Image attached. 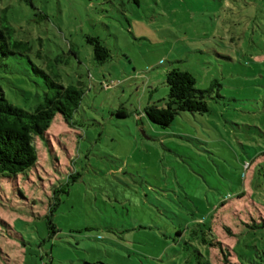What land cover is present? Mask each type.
Instances as JSON below:
<instances>
[{
	"label": "rangeland",
	"instance_id": "374dc122",
	"mask_svg": "<svg viewBox=\"0 0 264 264\" xmlns=\"http://www.w3.org/2000/svg\"><path fill=\"white\" fill-rule=\"evenodd\" d=\"M0 17L24 43L11 103L42 100L33 63L84 91L38 165L0 181V264H264V0H0ZM175 67L226 98L162 128L145 107Z\"/></svg>",
	"mask_w": 264,
	"mask_h": 264
},
{
	"label": "trees",
	"instance_id": "16d2710c",
	"mask_svg": "<svg viewBox=\"0 0 264 264\" xmlns=\"http://www.w3.org/2000/svg\"><path fill=\"white\" fill-rule=\"evenodd\" d=\"M88 41L93 44L94 57L97 61L104 62L111 56L110 49L99 37L89 36ZM23 46V42L12 40L11 26L5 18L0 17V181L12 180L18 178L20 174H28L29 170L38 165L37 139L40 138V142L51 143L49 130L56 116L59 114L65 119L72 118L84 94L81 87L64 84L57 79V73L46 71L33 63L35 71L44 77L45 91L42 100L30 110L11 103L5 95L1 80L7 78L3 73L14 71L15 65L23 63L17 56V50ZM28 61L31 59L29 58ZM166 83L169 92L164 99V104L149 103L145 107L147 117L162 128L172 125L176 117L182 113L209 112L208 98H215L217 102L226 98L220 93L213 96L211 94L213 86L206 89L198 88L193 73L179 67L168 70ZM245 162L246 165H251L249 161ZM242 175H244L243 172ZM216 218L219 217L214 215L211 219L201 218L196 221L195 225L199 226V230L196 231H211L213 226H216ZM249 226L257 229L264 226V223ZM224 227L234 234L230 226L224 225ZM201 240L207 241L206 238ZM218 243L222 244L220 241ZM197 251L204 259L200 260V264H211L210 258L204 257L199 249ZM222 251H224V261L227 262L231 251L225 252L223 247ZM84 263L103 264L100 261L95 263L84 261ZM225 264H234V262Z\"/></svg>",
	"mask_w": 264,
	"mask_h": 264
}]
</instances>
